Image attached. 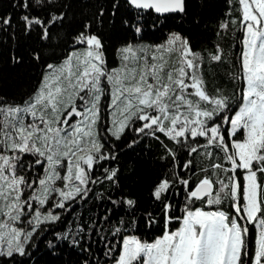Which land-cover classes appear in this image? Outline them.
Wrapping results in <instances>:
<instances>
[{
    "label": "snow or ice",
    "instance_id": "obj_1",
    "mask_svg": "<svg viewBox=\"0 0 264 264\" xmlns=\"http://www.w3.org/2000/svg\"><path fill=\"white\" fill-rule=\"evenodd\" d=\"M237 4L220 28L241 32L238 96L208 89L189 0H104L72 28L52 0L0 13V33L38 41L10 57L35 84L0 96V264H38V237L78 249L74 264H264V0ZM215 47L209 61L232 55ZM146 136L167 139L166 170L141 208L111 162ZM89 198L94 216L65 219Z\"/></svg>",
    "mask_w": 264,
    "mask_h": 264
},
{
    "label": "trees",
    "instance_id": "obj_2",
    "mask_svg": "<svg viewBox=\"0 0 264 264\" xmlns=\"http://www.w3.org/2000/svg\"><path fill=\"white\" fill-rule=\"evenodd\" d=\"M14 0H0V13L4 10H12ZM56 7L67 12L66 27L72 28L78 26L84 18H91L98 5L104 0H52ZM66 6L65 7H62ZM232 8L231 15H238L237 0H189V14H195L199 24L192 29L191 21L183 24L184 28L195 32L193 38L194 47L205 53V62L203 71L206 78V84L210 91L219 87L225 90L226 94L233 93L239 95V80L232 75L237 72L236 65L238 61L234 59L238 55L241 47V32L229 26L227 29H221L220 24L225 20H230L229 9ZM18 11V10H17ZM176 24L181 23L179 16L175 17ZM185 34H188L187 32ZM162 38V37H161ZM153 42H159L156 37L151 38ZM38 43L35 32L28 35L23 31H17L15 36H9L6 33H0V96L5 94L19 97L28 92L35 84L37 79L38 68L31 65H25L18 68L11 67L10 57L15 51L17 53L27 52L31 47ZM220 44L226 52L231 53L229 59L223 62L209 61L207 54L216 50V45ZM51 51V49H48ZM59 50V49H57ZM109 67L115 66L118 58L109 54ZM107 101L105 96L103 103ZM103 109L102 120L106 118V112ZM134 135V134H133ZM157 140L152 137H144L142 142L136 146L134 152H129L124 147V142L119 143L120 155L117 161L121 165L120 179L123 186L135 190L140 199L141 208L154 207V203L149 196V189L153 180L165 171L166 161L162 159L164 154V143L167 139L162 137ZM183 156V152H180ZM138 161V169L133 167ZM108 163V162H105ZM198 163H203L198 161ZM99 175V171H97ZM107 188V183L104 184ZM98 191V187L94 186ZM102 208L103 206H99ZM98 210L97 201L93 198L79 203L72 214H66V220H72L74 215H82L85 219L94 216ZM139 211V209H138ZM124 215V213H121ZM57 228V225H52ZM143 227V223H141ZM147 235V234H146ZM40 245L36 255L39 257L38 264H74L77 259L78 249H73L71 245H61L59 255L49 254L44 247V240L38 237ZM98 251V249H97ZM31 264V261L28 262Z\"/></svg>",
    "mask_w": 264,
    "mask_h": 264
},
{
    "label": "rangeland",
    "instance_id": "obj_3",
    "mask_svg": "<svg viewBox=\"0 0 264 264\" xmlns=\"http://www.w3.org/2000/svg\"><path fill=\"white\" fill-rule=\"evenodd\" d=\"M109 99H110V97L107 96L106 103H105V101H104V103L102 102V104L104 105V108L103 109H105L104 111L106 112V118H104L103 120H110L111 119V116L109 114V110H108V107H107V104H108Z\"/></svg>",
    "mask_w": 264,
    "mask_h": 264
}]
</instances>
